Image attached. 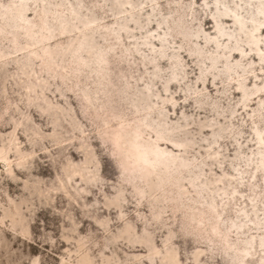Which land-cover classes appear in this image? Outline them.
<instances>
[{
	"label": "rangeland",
	"instance_id": "rangeland-1",
	"mask_svg": "<svg viewBox=\"0 0 264 264\" xmlns=\"http://www.w3.org/2000/svg\"><path fill=\"white\" fill-rule=\"evenodd\" d=\"M261 9L0 0V264H264Z\"/></svg>",
	"mask_w": 264,
	"mask_h": 264
},
{
	"label": "bare ground",
	"instance_id": "bare-ground-1",
	"mask_svg": "<svg viewBox=\"0 0 264 264\" xmlns=\"http://www.w3.org/2000/svg\"><path fill=\"white\" fill-rule=\"evenodd\" d=\"M259 13L262 15V17H263V19H264V9L259 10ZM237 16H238V15H237ZM238 24L240 25V27L242 26L241 23H238ZM262 25L264 26V20H263L262 23L259 22V23H258V26H256V27L254 28V30H259V26H262ZM251 40H252V42L255 41L254 38H252ZM218 42H219V41H218ZM256 50H257L258 52L260 51L259 49H256ZM147 149H149V147H148ZM141 151H142V150H141ZM145 151H146V150H145ZM153 152H154V151H153ZM148 153H149V152H148ZM148 153L146 154L145 152H141V153H140V156H139V159L142 160V161L144 162V160L148 158V155H149ZM154 153H155V152H154ZM151 154H152V153H151ZM153 156H154V155H153ZM148 159H149V158H148ZM148 159H147V160H148ZM147 160H146V161H147ZM149 160H150V159H149ZM150 161H151V160H150ZM150 161H149V162H150ZM147 162H148V161H147ZM143 164H145V163H143Z\"/></svg>",
	"mask_w": 264,
	"mask_h": 264
}]
</instances>
